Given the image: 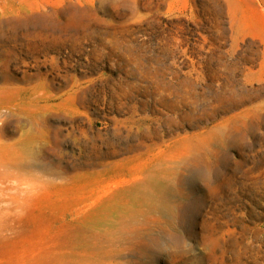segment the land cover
Returning a JSON list of instances; mask_svg holds the SVG:
<instances>
[{
	"label": "rangeland",
	"instance_id": "1",
	"mask_svg": "<svg viewBox=\"0 0 264 264\" xmlns=\"http://www.w3.org/2000/svg\"><path fill=\"white\" fill-rule=\"evenodd\" d=\"M0 264H264V0H0Z\"/></svg>",
	"mask_w": 264,
	"mask_h": 264
}]
</instances>
